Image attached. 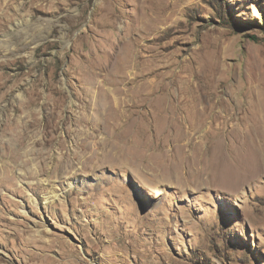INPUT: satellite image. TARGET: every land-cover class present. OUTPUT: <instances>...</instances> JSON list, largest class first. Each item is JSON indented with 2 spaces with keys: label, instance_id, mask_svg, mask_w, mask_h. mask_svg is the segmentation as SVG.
<instances>
[{
  "label": "rangeland",
  "instance_id": "1",
  "mask_svg": "<svg viewBox=\"0 0 264 264\" xmlns=\"http://www.w3.org/2000/svg\"><path fill=\"white\" fill-rule=\"evenodd\" d=\"M263 137L264 0H0V264H264Z\"/></svg>",
  "mask_w": 264,
  "mask_h": 264
},
{
  "label": "bare ground",
  "instance_id": "2",
  "mask_svg": "<svg viewBox=\"0 0 264 264\" xmlns=\"http://www.w3.org/2000/svg\"><path fill=\"white\" fill-rule=\"evenodd\" d=\"M198 110V109H197ZM208 112H207V115L208 114H213V112H212V110L210 109V110H207ZM262 123V121H259V120H256V125L254 124V122H253V124L255 125V126H261L260 124ZM220 126H218L219 127V129H227V127H228V125H227V122H225V121H223V122H220V124H219ZM254 126V128H256ZM231 128H233V127H231ZM248 130H249V128H248ZM259 130V129H258ZM260 135V134H259ZM241 138H240V140L241 141H243V142H245V139H246V137H245V139H244V136H240ZM261 138V137H260ZM264 138V137H263ZM254 140H256V139H254ZM261 140V139H260ZM262 141V140H261ZM261 145V144H260ZM56 240V239H55ZM59 240V239H58ZM49 242V241H48ZM61 243V242H60ZM51 246V245H50ZM49 247V246H48ZM60 247H62V246H60ZM47 260V259H46ZM49 262H51V261H49ZM46 263V262H45Z\"/></svg>",
  "mask_w": 264,
  "mask_h": 264
},
{
  "label": "trees",
  "instance_id": "3",
  "mask_svg": "<svg viewBox=\"0 0 264 264\" xmlns=\"http://www.w3.org/2000/svg\"><path fill=\"white\" fill-rule=\"evenodd\" d=\"M237 24V22H235V26H238V25H236Z\"/></svg>",
  "mask_w": 264,
  "mask_h": 264
}]
</instances>
